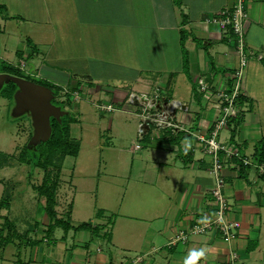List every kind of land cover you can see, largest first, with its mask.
Here are the masks:
<instances>
[{"label":"crops","instance_id":"crops-1","mask_svg":"<svg viewBox=\"0 0 264 264\" xmlns=\"http://www.w3.org/2000/svg\"><path fill=\"white\" fill-rule=\"evenodd\" d=\"M233 2L234 0H0V8L4 10L0 15V30L6 40L4 53L9 55L7 57H17L15 44L23 36V45L30 43L37 49V54L45 50L48 58H52L49 52L55 48V58L58 60L83 59L88 64L119 65L117 70L120 71L130 69L133 74L126 85L131 89L121 88L119 85L109 86L106 82L102 88L99 87L109 92L112 99L110 102L114 105L124 102L127 92L139 95L141 92L152 91V88L155 90L159 84L169 85L176 80L181 83L188 81V91H182L180 97H174L165 88L158 106L166 109L168 103L174 101L171 111L176 121L200 134L208 133L214 123L216 99H208L203 94L195 97L197 88L194 93L192 81L201 78L210 83L209 80L212 79L215 89H229L233 83L230 75L238 63L234 45L222 36L215 23L207 19L231 6ZM244 5L247 12L244 22L245 48L252 51L254 56L249 58L243 68V102H236L239 109L236 115L242 114V120L236 126L233 140L229 139L228 126L226 139L219 138L230 142L231 147L243 155L242 161H251L243 163L245 167L240 169L233 157L220 155L223 163V193L231 206L227 217L238 221V227L229 241L222 239L218 231H209L189 235L184 242H173L181 231H186L193 223L212 215L214 204L210 189L214 179L211 156L200 143H194L195 140L189 133L184 132L180 139L173 141L172 136L180 131L171 134L160 130V137V131H151V141L160 138L162 145L173 152L170 155L153 152L149 157H144L145 162L148 161L155 167L154 170L144 172L153 183L158 182V187H164L162 192L165 197L161 209L152 215H162L163 221L151 219L150 222L146 220L141 223L140 229L138 224H131L132 228H128L131 230L129 236H132V240L135 239V243L139 240L134 250L145 255L144 260L138 263L131 261V264H184L190 250L201 248H206L207 252L198 264H264V162L259 163L252 158L257 142L264 141V0H246ZM25 49L18 52L21 54L16 62L23 65L24 59L33 56V60L44 64L39 61L36 53L33 55L35 50H28L26 46ZM142 55H146L153 66H158L145 70L148 78L141 77L143 73L141 74L138 66L134 68L135 64L140 65ZM256 55H260V58ZM4 60L13 63L7 58ZM49 62L53 66H40L36 70L38 76L57 85H69L71 77L68 69L57 67L50 60ZM91 74L96 76L95 73ZM153 75H161L163 83L158 82L159 78ZM94 85L90 88L94 89ZM208 85L211 89L210 84ZM91 92L96 93L95 89ZM133 101L126 105L129 111L136 110L137 99L133 98ZM243 142L247 144L244 149H240ZM186 148L189 150L186 151ZM97 223L101 226L108 224L105 219H99ZM115 223L116 220L110 226L112 230ZM71 232L73 231L67 230L58 234L59 241L55 244L57 248L63 249H67L69 244L65 264H116L109 247L115 240L120 241L117 235L112 238L113 234L110 232L108 241L94 242L90 232ZM28 243L33 244L31 240ZM2 247L6 251L5 248H9V245ZM123 247L130 250L131 244ZM51 249H47V253ZM42 252V247H39L36 255L33 253L30 258L28 252L21 255L19 251L13 252L9 257L7 249L6 257L12 258L9 264H32L34 261H44ZM16 254L20 256L16 258ZM125 263L129 262L121 260L119 264ZM42 264L60 263L54 261Z\"/></svg>","mask_w":264,"mask_h":264},{"label":"rangeland","instance_id":"rangeland-1","mask_svg":"<svg viewBox=\"0 0 264 264\" xmlns=\"http://www.w3.org/2000/svg\"><path fill=\"white\" fill-rule=\"evenodd\" d=\"M2 13H4V10L0 8V15ZM218 15L219 12L214 16H210V19L218 18ZM210 21L212 22V20ZM23 41L24 37L20 36V40L15 44L14 49L17 52V57L21 54L18 52L26 50L25 46L28 47V50H35H32L33 55H35L37 49H34L30 43L23 45ZM5 44L6 40L0 30V69L11 71L8 69L11 66L13 72L9 74L21 76L35 82L52 83L38 76L36 72L40 66L50 63L49 60L54 62L57 67L68 69L70 73L69 85H66V83L62 85V89L58 93V99L64 102H57L56 96L52 98V101L57 105H62L70 116L76 118V121L69 123V133L72 138L79 140V150L76 156L68 155L63 159L59 171L58 203L55 207L57 215L73 224L86 223L91 228L98 225V233L103 232V230L97 222L99 219H105L108 224L103 227L104 230L110 231L113 234L112 238L117 235L120 239V241L117 240L118 242L115 240V245L111 244L109 247L112 250L111 253L116 261L115 263L119 264L121 260H125V262H129L128 264H131V261L138 263L144 260V253L139 254L138 251L134 250V248H137L139 240L136 243L135 239L132 240V236H129L131 230L128 228H132L131 224H138V229H140L141 223H145L146 220L149 222L151 219L157 220V222L158 220L163 221L162 215H152L159 212L157 210L161 209L165 197L164 192H162L164 187H158V182L153 183L154 181L144 172V170L151 171L155 169L148 161L145 162L144 157H149L153 152L168 155L173 152L167 149V146L162 145V139L160 138L151 141L150 136L145 134L142 139H139L138 125L140 117L138 113L141 111V107L137 105L134 111H129L126 108L127 104L134 102L131 97L134 93L127 92L124 102H118L115 105L113 103L114 109L110 112H102L98 107L100 103H107L112 100L109 92L100 89L103 83L106 82L109 86L119 85L121 88L131 89L126 84L133 72L130 69L127 71L117 70L119 65L109 63L88 64L83 59L74 61V59L70 60L69 58L58 60L55 58V55H57V49L55 48L49 52L52 58H48L49 55L46 54L45 50L40 49L41 51L38 54L36 53L40 58L39 61L44 62V64L33 60L31 55L32 57L24 59L25 64L21 65L16 62L17 57L15 55L13 58L7 57L9 55H6V52L4 53ZM142 51L143 49L140 50V52ZM146 57V55H142L140 59L138 58L140 65H134V68L138 66L141 69L142 78H148L145 70L158 67L153 66ZM5 58L13 63L4 60ZM171 59L172 57L169 60ZM91 70H94V72ZM91 73H95L96 76ZM153 76L159 78L158 82L163 83L164 79L161 78V75ZM243 78L244 75L242 76V85ZM78 81L85 85L81 82V84H77ZM209 81L210 83L207 82L206 85L210 84L211 89L215 88L213 80L210 79ZM192 84L194 90L197 88L196 95L203 94L199 90L197 80L192 81ZM11 85L12 81H4L0 85V201L2 200L3 205L7 202L9 204L8 208L5 206L0 207V228L3 229L2 235L4 236L8 228L2 226V223L4 217H6L13 222L15 232L19 236L13 238V246H11V243L7 244L9 248L6 247V251H3L4 248L0 245V260L2 264H9L12 259L9 257L15 251H19L21 255L28 252L30 258L33 253L36 255L37 248L42 247L43 262L55 261V263L65 264L69 244H67V249L56 247L59 241L58 234L63 233L64 230L61 227H55L54 231L48 234L45 232L48 219L42 209L44 197H39L32 188L33 184L41 182L42 170L34 168L30 171L28 165L20 163L16 159L20 149L25 145L27 146L28 139L33 132V126L27 111L13 113V93L15 90L10 91L11 88H14ZM93 85L96 93L91 92L94 89L90 86ZM188 85V81L181 83L176 80L169 85L159 84L157 86L162 91L166 88L167 92L172 93L174 97H180L179 94L182 91L184 93L188 91ZM72 86L76 87L72 88ZM74 90L77 91L76 95L73 94ZM153 90V88L152 91L148 90V93H153ZM179 114V111H177V116ZM218 117L219 113L217 112L216 118ZM149 129L150 135H152L151 131L156 130L152 127ZM218 136L221 139H226V136H228L227 127L220 128ZM222 141L224 145L227 142ZM136 143L139 144V148H134ZM227 144L230 145V142H227ZM188 150L186 148V151ZM249 162L251 161L249 160ZM149 215L151 217H148ZM146 216L147 218H145ZM114 220H116V223L112 230L110 226H112ZM69 230L73 231L71 234L77 231L74 229ZM85 231L90 232L88 229ZM91 237L94 242L102 240L101 236L98 239L94 236ZM112 238L111 240H113ZM2 239L0 237V241ZM29 240L33 244L28 243ZM127 244H131L130 250L123 247ZM7 249L8 255L6 254ZM47 249H51L52 252L50 250L47 253ZM3 254L4 258H2ZM6 255L9 257L7 258ZM18 256L20 255H15L16 258ZM43 262L38 260L32 264H42Z\"/></svg>","mask_w":264,"mask_h":264},{"label":"built area","instance_id":"built-area-1","mask_svg":"<svg viewBox=\"0 0 264 264\" xmlns=\"http://www.w3.org/2000/svg\"><path fill=\"white\" fill-rule=\"evenodd\" d=\"M246 0H234L231 6L221 9L218 18L207 19L212 20L215 23L224 38L234 45V49L237 55L238 63L233 68L231 78L233 83L229 89H210L206 82L198 78L199 90L203 92L206 98L214 97L216 104L214 107L219 113V117L214 120L208 133H194L186 128L181 122L176 121L173 117L171 109H173L174 101L168 103L166 109L160 108L158 103L163 99L161 95L164 91H158V87L153 90V93L141 92L139 95H132L131 97L137 99L136 105L141 107L138 115L140 117L138 125L139 139H142L145 134L153 138V134L150 135V127L158 131L165 130L171 134L178 131L186 132L194 138V143H200L204 151L211 156V171L213 174L214 183L210 189V194L213 200L214 209L212 215L209 218H205L199 222H195L190 225L186 231H181L176 235L174 241L184 242L189 235L205 233L209 231H218L225 241L232 239L235 229L238 227V221L227 217V212L231 206L223 193L224 180H223V163L220 156L222 151L225 157H238L239 154L236 149L230 147L231 145L225 143L219 139L218 131L222 127H227L228 120L236 115L237 111V97L242 94V76L243 68L247 64L250 57L254 56L253 52L245 48L244 41V22L247 18V12L245 10ZM260 58V55H256ZM215 89V90H214ZM66 93V92H65ZM73 94H77L74 90ZM141 101V102H140ZM157 102V103H156ZM102 112H110L114 109L111 102L100 103L99 106ZM158 136H161V131ZM139 144H135L134 148H139ZM244 164L248 163L247 159H243Z\"/></svg>","mask_w":264,"mask_h":264},{"label":"trees","instance_id":"trees-1","mask_svg":"<svg viewBox=\"0 0 264 264\" xmlns=\"http://www.w3.org/2000/svg\"><path fill=\"white\" fill-rule=\"evenodd\" d=\"M8 69L11 71H7L4 69H0V71L7 73L13 72L11 66ZM38 83L49 86L53 90L54 96L57 97V102H64L58 99V93L62 89L61 85L41 81H39ZM11 87H14L10 89V91L13 92L16 88L13 82ZM192 89L194 90V86L192 87ZM196 94L197 93H195V97L198 98ZM243 99L244 96L242 94L237 97V101L240 103L243 102ZM60 106L64 109L62 105ZM241 120L242 114L235 115L228 120L227 126L230 128V140H233V136L236 131V126L241 122ZM73 121H76V118L72 115L70 116L67 112L60 117V121H57L54 117H50L51 131L48 138L46 140H42L36 143L35 145H25L18 152L16 159L20 163L22 162L23 164L28 165L30 171L34 168L42 170L41 182L38 184H33L32 188L36 191V194L39 197H44L42 209L44 215L47 216L48 219V224L45 228V232H47V234L49 232H52L53 228L55 227H61L64 231H67L69 229H88L90 231L91 236H101L102 240L108 241L110 239V231L103 230V232L98 233V225H94L91 228V226L86 223L73 224L70 223L67 219H64L57 215L55 207L58 203L57 191L59 188V171L62 166L63 159L65 156L68 155L76 156L79 150V140L76 138H72L69 133V123ZM183 134L184 132L180 131V133H177L175 136H172L171 140L177 141L183 136ZM246 144V142L241 143L240 149H244ZM221 154L222 151H220V155ZM239 155L240 156L233 157L232 159L237 160L240 169H242L245 167V165H242L243 155H241V153ZM252 158L259 163L264 162V141L261 140L257 142L254 147V152L252 153ZM8 205V202L3 205L2 200L0 201V207L5 206L6 208H8ZM2 224V226H6L8 228L4 236L2 235L3 229L0 228V237L3 238L0 241V245L5 246L6 244L11 243L13 241V238L19 236V234L15 232L13 222L8 220L6 217H4V221ZM104 226H106V224L102 225L100 228L102 229Z\"/></svg>","mask_w":264,"mask_h":264},{"label":"water","instance_id":"water-1","mask_svg":"<svg viewBox=\"0 0 264 264\" xmlns=\"http://www.w3.org/2000/svg\"><path fill=\"white\" fill-rule=\"evenodd\" d=\"M12 81L16 89L14 97V114L27 111L31 117L33 132L28 139L27 146L46 140L50 134V117L60 121L66 109L52 102L53 90L41 83L30 79L0 72V85L3 82ZM135 99V96L133 97Z\"/></svg>","mask_w":264,"mask_h":264},{"label":"clouds","instance_id":"clouds-1","mask_svg":"<svg viewBox=\"0 0 264 264\" xmlns=\"http://www.w3.org/2000/svg\"><path fill=\"white\" fill-rule=\"evenodd\" d=\"M206 252V248L190 250L184 260V264H198L201 259L205 258Z\"/></svg>","mask_w":264,"mask_h":264}]
</instances>
